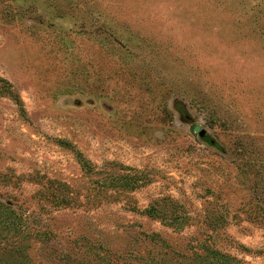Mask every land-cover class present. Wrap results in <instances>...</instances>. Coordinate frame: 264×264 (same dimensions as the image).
I'll return each mask as SVG.
<instances>
[{
  "label": "rangeland",
  "instance_id": "obj_1",
  "mask_svg": "<svg viewBox=\"0 0 264 264\" xmlns=\"http://www.w3.org/2000/svg\"><path fill=\"white\" fill-rule=\"evenodd\" d=\"M0 202L28 264H264V0H0Z\"/></svg>",
  "mask_w": 264,
  "mask_h": 264
},
{
  "label": "trees",
  "instance_id": "obj_2",
  "mask_svg": "<svg viewBox=\"0 0 264 264\" xmlns=\"http://www.w3.org/2000/svg\"><path fill=\"white\" fill-rule=\"evenodd\" d=\"M65 145H68V143L65 142ZM78 157L82 161V164L85 165L80 152H78ZM144 212L150 216L156 213L151 208L145 209ZM26 228V220L17 214L8 204L0 202V264H28L23 255L21 245L15 244L17 238L26 232ZM149 237L154 239L157 235L152 234ZM204 264L226 263L222 259L217 258L215 262L207 261Z\"/></svg>",
  "mask_w": 264,
  "mask_h": 264
},
{
  "label": "water",
  "instance_id": "obj_3",
  "mask_svg": "<svg viewBox=\"0 0 264 264\" xmlns=\"http://www.w3.org/2000/svg\"><path fill=\"white\" fill-rule=\"evenodd\" d=\"M202 134V133H201Z\"/></svg>",
  "mask_w": 264,
  "mask_h": 264
}]
</instances>
